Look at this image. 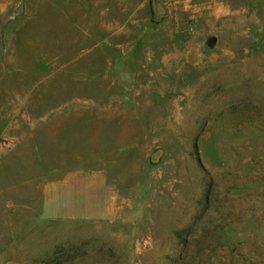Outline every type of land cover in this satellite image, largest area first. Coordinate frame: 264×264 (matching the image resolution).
<instances>
[{"label":"rangeland","instance_id":"rangeland-1","mask_svg":"<svg viewBox=\"0 0 264 264\" xmlns=\"http://www.w3.org/2000/svg\"><path fill=\"white\" fill-rule=\"evenodd\" d=\"M0 159V264H264V0H0Z\"/></svg>","mask_w":264,"mask_h":264},{"label":"crops","instance_id":"crops-1","mask_svg":"<svg viewBox=\"0 0 264 264\" xmlns=\"http://www.w3.org/2000/svg\"><path fill=\"white\" fill-rule=\"evenodd\" d=\"M96 185L98 190H101V182L98 181L95 183L94 177L86 173L77 174L65 181L61 178L54 179V181L45 184L43 189L44 207L48 218L62 220L75 218L85 219L90 217L93 214V191ZM12 192L11 189L10 198L5 200V222L8 221L9 215L11 227L13 220L12 209L14 205ZM6 194H8V190H6ZM8 209L11 210L10 213H8ZM114 212L115 209H112L110 206L106 209V213L108 214H113Z\"/></svg>","mask_w":264,"mask_h":264},{"label":"water","instance_id":"water-1","mask_svg":"<svg viewBox=\"0 0 264 264\" xmlns=\"http://www.w3.org/2000/svg\"><path fill=\"white\" fill-rule=\"evenodd\" d=\"M167 16L166 9L158 2L155 1V17L156 21L161 20L163 17Z\"/></svg>","mask_w":264,"mask_h":264}]
</instances>
